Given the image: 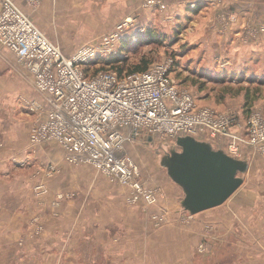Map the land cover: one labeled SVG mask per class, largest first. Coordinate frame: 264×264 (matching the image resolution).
Segmentation results:
<instances>
[{
    "label": "rangeland",
    "instance_id": "1",
    "mask_svg": "<svg viewBox=\"0 0 264 264\" xmlns=\"http://www.w3.org/2000/svg\"><path fill=\"white\" fill-rule=\"evenodd\" d=\"M14 1L70 56L129 19L118 30L116 50L89 61L86 73L119 72L109 59L120 53L131 64L142 57L150 64L172 58V78L198 106L235 114L232 131L244 139L239 148L249 169L238 192L220 206L181 212L182 190L156 153L166 141L140 135L128 143L129 153L157 201H132L128 183L89 163L67 161L59 142L31 141L42 118L32 102L45 94L0 42V264H264V144L253 147L246 140L250 113H264V30L253 29V46L243 48L241 40L236 50L230 40L209 34L211 21L197 29L203 24L198 13L179 19L180 10L167 0ZM151 31L162 39L152 40ZM156 212L165 220L156 222Z\"/></svg>",
    "mask_w": 264,
    "mask_h": 264
},
{
    "label": "built area",
    "instance_id": "2",
    "mask_svg": "<svg viewBox=\"0 0 264 264\" xmlns=\"http://www.w3.org/2000/svg\"><path fill=\"white\" fill-rule=\"evenodd\" d=\"M128 21L97 44L82 46L70 56L14 0H0V42L24 63L36 88L45 94V100L32 102V109H38L42 118L31 130V141L59 142L67 161L89 163L128 183L131 200L142 199L150 206L157 201V191L139 178L140 167L125 150L129 142L140 135L174 142L179 135L191 134L241 158L239 141L244 139L232 131L235 114L200 107L188 89L176 85L171 76L172 58L126 74L117 70L86 73L89 61L116 50L118 30ZM246 130L247 142L263 147L264 113L252 111ZM221 138L230 142L222 146ZM36 189L42 191L41 186ZM152 217L156 222L165 220L160 212Z\"/></svg>",
    "mask_w": 264,
    "mask_h": 264
},
{
    "label": "water",
    "instance_id": "3",
    "mask_svg": "<svg viewBox=\"0 0 264 264\" xmlns=\"http://www.w3.org/2000/svg\"><path fill=\"white\" fill-rule=\"evenodd\" d=\"M159 163L182 190L181 212L196 214L223 204L244 182L246 158H237L213 142L191 134L162 143Z\"/></svg>",
    "mask_w": 264,
    "mask_h": 264
},
{
    "label": "crops",
    "instance_id": "4",
    "mask_svg": "<svg viewBox=\"0 0 264 264\" xmlns=\"http://www.w3.org/2000/svg\"><path fill=\"white\" fill-rule=\"evenodd\" d=\"M167 1H169L170 4H172L173 11L180 10L179 12L175 13L176 17H178L179 19L180 18L185 19V16L191 15L192 12L198 13L199 14L198 17L203 18V24H201L200 27H197V29H201V27L208 25V21H211L209 25L210 26L209 29L211 30H207L209 34H213V37L214 35H216L218 38L219 37L223 38L222 41L224 42L227 41L229 42L230 40V44H233L234 46L236 45L237 42L240 43V41L243 40L242 41L243 42L242 44H244L243 48L245 47L251 48L253 46V40L251 37L253 31L254 30L256 31L260 30L261 32L263 31L261 30V27L264 26V0H167ZM192 4H194L195 6L192 7L191 6ZM206 34L204 32V36L202 37V40L204 41H205V37L209 35L208 33ZM232 34H235L236 36L230 39L229 37H231ZM262 37L264 38V34L262 35ZM217 41L218 43H220L219 40ZM200 43H202V41ZM236 48L239 50V47L235 46V49ZM149 139L151 140L152 138ZM57 145L59 147L61 146L59 144ZM61 150H63L64 153L63 147L61 148ZM126 152L127 155L134 158L129 153L128 144L126 146ZM236 192L233 195H235ZM180 196H178L177 199H179Z\"/></svg>",
    "mask_w": 264,
    "mask_h": 264
},
{
    "label": "trees",
    "instance_id": "5",
    "mask_svg": "<svg viewBox=\"0 0 264 264\" xmlns=\"http://www.w3.org/2000/svg\"><path fill=\"white\" fill-rule=\"evenodd\" d=\"M149 35L152 38V40L153 39H156V40L162 39V36L155 34V32H152V31L149 33ZM140 42H142V41H140ZM128 43H132V42H128ZM109 60L114 61L113 64H114V66L117 67V69L119 70L120 73H122L124 71L125 67L128 68L127 70L129 73L135 72V71H142V70H145L150 64V61H148V59H145L143 57L139 61L131 64L129 62V58L126 55H123L122 53L118 54L117 56L110 58ZM108 62H110V61H108Z\"/></svg>",
    "mask_w": 264,
    "mask_h": 264
}]
</instances>
